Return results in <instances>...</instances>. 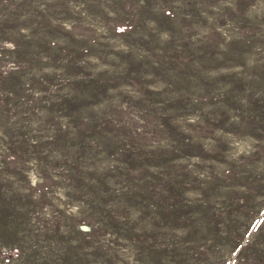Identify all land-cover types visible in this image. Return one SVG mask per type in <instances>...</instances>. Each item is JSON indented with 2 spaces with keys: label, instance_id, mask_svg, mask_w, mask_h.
I'll return each instance as SVG.
<instances>
[{
  "label": "rangeland",
  "instance_id": "1",
  "mask_svg": "<svg viewBox=\"0 0 264 264\" xmlns=\"http://www.w3.org/2000/svg\"><path fill=\"white\" fill-rule=\"evenodd\" d=\"M0 264H264V0H0Z\"/></svg>",
  "mask_w": 264,
  "mask_h": 264
},
{
  "label": "snow or ice",
  "instance_id": "2",
  "mask_svg": "<svg viewBox=\"0 0 264 264\" xmlns=\"http://www.w3.org/2000/svg\"><path fill=\"white\" fill-rule=\"evenodd\" d=\"M123 29H121V31H122Z\"/></svg>",
  "mask_w": 264,
  "mask_h": 264
}]
</instances>
